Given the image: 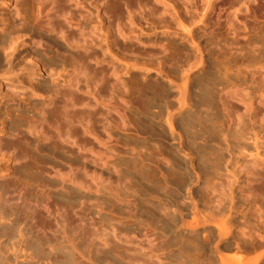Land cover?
<instances>
[{
  "label": "bare ground",
  "instance_id": "bare-ground-1",
  "mask_svg": "<svg viewBox=\"0 0 264 264\" xmlns=\"http://www.w3.org/2000/svg\"><path fill=\"white\" fill-rule=\"evenodd\" d=\"M177 1H178V3H176V0H150L151 7L153 8L154 11L156 10V15L164 16V14H165L168 18H170V20H174L175 23L177 25H179L180 28L182 29V31H180V32L179 31L178 32L177 31H170L171 26L169 24H167L166 26L164 25L165 30L163 32L162 31L161 32H162V34L165 33V35L169 34V35H166V37L170 36L172 34L180 36L181 32L182 33L184 32V34L186 36H189L193 40V42H196V41H194L196 39H194L192 36L194 31H196L198 29L200 30L201 28L202 29L206 28L209 30L211 29L210 32H212L213 36H215L214 33L216 31H220L224 27V29H223V30H225L224 35L231 38V40L229 39L230 42L233 40L234 44H235V42H237V44H238L239 43L238 40L240 38L245 39L248 36H250L249 34H253V36H254V35L258 34L256 32H259L261 30V29L257 30V28L260 25L255 26L256 29L252 28V25L255 24V22H258V19H259L258 17L260 15H262V17H264V15H263L264 14V0H177ZM111 7H112V0H1V2H0V22H1L0 23V79L6 75L13 76V74L15 73V71H14L15 67H23L20 69V72L22 74L26 73V70H27L26 67H30L29 64H31V67H35V68H39L41 70H45L48 73H51L52 75H60L61 74L60 72L62 70L67 72L66 73V79L63 82H59V83H56L53 85H49L47 83L45 84L42 82H35L34 83L35 88L32 89L31 94L28 93L29 94L28 95L27 93H25L22 96V99L26 103V106L28 109H25L26 107L23 108L22 106H19V104L15 105V106H8L7 112H6L7 117H5V118L1 117L0 118V161L3 162V165H0V264H20L19 259H20V256L22 253L24 254V257L21 256V259L25 258L24 264H33V262H34L33 261L34 250H35L34 245L36 243V237L35 238L33 236L31 237V235H33V232L36 230L40 231V232H46L47 229L52 228V225L50 224L51 221L55 222L58 225L60 230H62V231L66 230V222H68V210L66 209V207L64 205L59 204V202H56L57 200L55 201L53 199L52 192H53V190H56V189L57 190L61 189V191H65L66 190V184L68 182L71 184H75V185H81V181L78 179V177H75L74 179H67V177L65 176V173H64L65 168H69V170L74 174L75 171H79L81 169V167L78 166V164H76L75 162L70 161V160L62 162L60 164L51 163V162H48L45 160L41 161L37 158V153H41L43 151L48 152V153H52L54 150L58 149V145H59L58 143L47 144V145L41 144L42 141L46 142L49 140L48 133L45 130L46 123H48V124L50 123V125H53V127L56 129L57 139L63 145L68 146L73 151L75 150L74 154L76 155L75 159L77 161L79 160L78 158L80 157L81 149L88 147L89 144L86 143L85 140H83L79 136V130L78 129L75 130L76 121L80 117L81 112L77 111V110H75L73 112H72V110H68V108H67L68 105H63V111L61 112L59 109V106H58V103H59L58 101L60 100V98H61L60 96H62V95H65L67 97H71L74 99V97H76V95L78 93H80L82 91H86V93L89 95L91 100L90 101L85 100L84 102L88 103L89 110L91 112H93L94 110L97 109V101H99L100 97H101L100 91L96 87H93L92 85H86L85 90H83L82 86H81V82H80L76 72H77L79 67H99V63L97 61L98 58L91 51V46H94V44H95V37H96L95 25H94V27L87 29L85 26H83V22H86L87 20L93 21L95 18H97V20L99 18H104V20L110 19L111 15H112L111 14ZM92 8L94 10L96 9V11L93 12ZM193 8L196 9V12H194V10H192ZM126 10H127V14H128V19H130L131 18L130 15H131L133 9L127 4ZM148 15H149V17H151V15L153 16L151 10L149 11ZM262 17H260V18L262 19ZM147 19H149V18H147ZM259 21H260V19H259ZM262 21H264V20L262 19ZM129 24L131 25V22ZM171 24H172V22H171ZM259 24H261V23H259ZM256 25H258V24H256ZM263 26H264V24H263ZM251 28H252V30H251ZM260 28H261V26H260ZM159 30H161V29H159ZM131 31H130V33H127V32L121 33L122 32L121 31L120 32L121 34H119V35L124 40H129L130 42H136L140 46H143V47L149 46L151 48H157L159 50V53L161 52L163 55V57L160 56V58H159L160 59L159 63H160L161 67L163 65H166L167 63H170V62H168L169 56L170 57L175 56L174 54L176 53L175 50L177 48L176 47V48H174L175 50H173V46H176L175 42H174V45L172 44L171 40H170V42L168 40L166 42L165 39L164 40L163 39H156L153 42H148V41L143 42L140 40L138 34H135L136 31L132 34H131ZM220 32L222 33V31H220ZM262 33H263L262 38H260V39L264 40V32H262ZM184 34H183V37H184ZM251 37L252 36H250V39H251ZM52 38H54L55 40ZM211 38H210V41H211ZM257 39H255V40H257ZM214 40H215V38H214ZM217 40H218V38L216 39V41ZM220 40H221V38H220ZM59 41L64 43L66 47L65 46L61 47L60 44L58 43ZM225 41L226 40H224V42ZM248 41H249V39H248ZM197 42H196V44H197ZM241 43H240V45H241ZM245 43H246V41H245ZM261 43H263V41H261ZM207 44H206V46H207ZM225 44H224V46H225ZM248 44H249V42H248ZM200 45L197 47L200 48L201 47ZM231 46H233V43H232V45H228L226 47V49L228 50V52L229 51L233 52L235 50L236 55H237V53L241 54V51H243V49H244L243 46L239 47V48H235V47L233 48ZM251 46L253 47L254 45L252 44V45H250V47ZM260 47H259V49H260ZM206 48H204V50ZM179 49L180 48L178 47L177 50H179ZM195 49L198 51L197 48H195ZM202 50H203V48H202ZM206 50H205V52H206ZM218 50H220V48ZM221 51H224V49H222ZM255 51H257V50L255 49ZM198 52H199L198 53V55H199L200 51H198ZM225 52H224V54H225ZM179 53H181V52L179 51ZM185 53H186V51H185ZM18 54H19V56H18ZM234 54L232 53L231 55L233 56ZM252 54H254V53H252ZM252 54L246 53V55L248 57H249V55L251 56ZM259 54H260L259 55L260 59L257 60V65L259 67H256V65L254 67H250L252 69H250L248 76L246 75L250 82H248V83L245 82L246 85L244 84V82H243V84H241L239 82L243 78V73L240 72V70H238V71L235 70V72H233V71L231 72V70H229L231 67L227 66V64H225V65L228 67L227 68L228 70L226 69L227 71H223V73L225 72V74H222L219 76L220 72L216 71V72H219V74L214 73L213 72L214 69H212L213 71L211 73H210L211 70L209 71L210 74H207V75L205 74V76L203 75V77H201V79H199L198 84H197V87H198L199 93H200V99H199V104H198V110H196L197 112H195V110L193 111V112H195V114H192V113L188 114L186 111V107L192 106V105H190L191 102L189 101V97L192 96V95L189 96V93H190L189 90H193V89H190V85H191L190 83L192 81L189 83L188 79L185 81L181 80L183 82H179L182 84H179L180 89L178 88L181 91V94H179V95H181V97L179 96L180 100H179V98H177L180 101V103H178L179 107L177 109L180 108V110L182 109L181 112L186 111L187 114H185L184 117H182V119H179V121H177L178 119L176 120V118H175L176 112L174 113L173 110H171L172 112L169 113V116H166L168 118V123H169L170 127L173 129V128H175V126H177L181 130H183L185 133H187V136L191 135V133L194 131V129L196 130L198 126L200 127V129L198 131H194V132H200V130H203V129L206 130V128H208V126H209V123H211L210 125H213L214 124L213 121H215L212 119L213 116L210 115L211 114L210 112L213 109L216 110L217 106H220V108L222 107L221 111L225 112V110H226L225 113L227 116V121H226L227 129L224 127L226 129L225 132L228 131V133H227L228 138L232 139L234 142H241L242 138H244L246 136L245 135V130H246L245 128L247 127V124L245 122L246 120H244L242 118V113H247V117H248L247 120H248L250 126H252V125L255 126V124L260 123L261 127L264 128V123H262V122H264L263 121L264 112L260 113V111H259V109L261 107H264V43H263V48L260 49V51H259ZM150 55H152V54L150 53ZM193 55H195V54H193ZM203 55H204V52H203ZM227 55L228 54L225 55L226 59H224V60H227V57H230ZM201 56L202 55L198 56L200 58V60H201ZM245 57L243 55V59H245ZM179 58H180V56H179ZM181 58H182V56H181ZM183 58H182V60H183ZM199 58L197 60H199ZM238 58H240V57H238ZM256 58L258 59L257 56H256ZM248 59L246 58V60H248ZM184 60H185V58H184ZM228 60H230V59H228ZM235 60L239 61V59H235ZM241 60L239 61L240 63H242L244 61V60H242V61ZM250 60H252V59H250ZM199 61H196L194 64H196V63L200 64ZM203 61H205V60H203ZM22 62H25L24 66H22ZM235 62H233L234 64L231 63L232 65L230 64V66H232V69H233V67H235V66H233V65H235ZM244 62L247 63V61H244ZM222 63H223V61H222ZM252 63L254 64V62H252ZM180 64H181V62H180ZM190 64H191V66L194 65V64L192 65V62H190ZM190 64H187V66ZM220 64L218 62L217 66ZM245 65H248V63ZM169 66H171V64ZM220 66H222V64ZM69 67H72V69L68 70ZM158 67H156V69ZM182 67L184 68V66H182ZM190 67H188V68H190ZM197 67H198V65H197ZM199 67H200V65H199ZM203 67L205 68V66H203ZM215 67L216 66H214V68ZM244 67H246V66H244ZM159 68L157 70L162 69V68H160V69ZM204 68H202V69H204ZM222 68H223V66H222ZM222 68L220 71H222ZM238 68H240V67H238ZM191 69L192 68H190V70ZM223 69L225 70V66ZM246 69L248 70V67ZM129 70H127V71L129 72ZM128 72H127V75H128ZM157 72L158 71H156V73ZM160 73L163 74L162 72H160ZM198 73H200L199 70H198ZM184 74H186V73H184ZM18 75H16V77L20 78V77H18ZM146 76H147V74H146ZM190 76H192L191 72H189L186 77L189 78ZM246 76L244 73L245 78H246ZM112 77H113L114 81L116 82V85L118 86L120 93L123 92V93L127 94V92H132V90L134 89L133 88L130 91V89H131L130 85L131 84H129L130 83L129 81H131V80L125 81L126 79L124 80L121 76H119L118 74H115V73L112 74ZM146 78L144 79L145 82L142 79V82H144V83L141 84V86L138 88V90L134 89L135 91L138 92V96H137V93L134 91V93H136L137 97L135 96L136 98L133 99L134 104H132V105H135V109L138 111L137 113L140 114L139 116H141V115L144 116V118L141 117L142 122L147 124L148 126H151L152 129H154V131H157L156 136L161 137V139L157 140L159 142V144H157L159 147H154L153 145L151 146V142H150V146H148V145L145 146L146 151L142 154V156L140 155V157H135V158H133L132 161L130 160V162L125 161V163L123 165L122 164L121 165L125 166V173L124 174L127 175V179H128V176L132 178L131 171L129 170L131 163L134 166H139V167L141 166L140 168H142L143 171L141 170L142 172H141L140 177H142L141 182L144 184L143 186H144L146 193L147 194H156V195H158L159 199H160L161 195L162 196L166 195L169 198L175 197L176 202L178 203V208H177L175 214H171L170 212L166 213V215H168L169 217L166 219V222L162 221L163 222L162 226H161V228L159 227L161 229L159 231V234H160V236H159L160 238L158 237L159 240L155 239L153 237L154 235L151 234V231H148V230H151L150 229L151 227L149 228V226H147L148 229L146 228L147 231H145L144 234L142 233L143 236H138V237H143L145 239V243L147 244V248L151 251V253L153 255L152 258H154L155 261H158L159 264L162 262L161 261L162 259H163V261H164V259L166 260L168 258L171 260L174 257V256H172V254H169V255L166 254L170 250L169 251L166 250L167 252L165 253L164 248L165 249L167 248V247H165L167 244L169 245V246L167 245L169 247L168 249H171L172 246L178 247L179 253H177L175 255V257L181 261L180 264H203L202 261L204 260V257H206L209 260V262L213 264L215 261L213 252L215 255L217 254L220 256V258H221L220 260H221V262H223L222 264H258L260 259H250V257L248 258L246 255L250 254L251 252H255L260 247L264 246V242H262L263 241L262 239H264V236H262L261 234H259V233L254 234V232H251L248 228L249 232L247 230V232L244 234H241L242 232L240 233L241 234L240 239L243 243L241 244V243L236 241L237 245L234 247L233 244L229 243L230 241L228 242L226 239L227 235H229L228 234L229 229L232 228L231 227L232 225L230 226V228L229 227L227 228V223L229 222V220L220 218V216H218V215L215 216V214H214V216L211 214L207 215L204 212V210H199V208H201V207L199 206V204L197 202H194V204L192 203L194 205L193 209L195 210V211L193 210L195 212V214L193 212V214H194L193 218H191V219L186 218L184 212L188 210L189 206L186 203L187 201L185 202V200L182 199V195H183L182 191L189 184L193 183V181H194L193 175L189 170L191 163H189V160L183 159L181 157L182 155L180 156L179 150L176 147L175 148L173 146L169 147L167 144H164L165 142L164 143L160 142V141H163V138H165V140H167L170 137L167 134L168 131L166 133V131L164 130L165 127L163 128L162 124L157 122V120L160 121V118H165V117H163V115L165 114L164 113L165 111H164V108L162 106V103H160V101L163 102L164 100H166L167 101V103H166L167 107L168 108L171 107V109H174L176 107L177 103L175 104V107L172 108L174 106L175 102L174 103L170 102V101H168L169 99H167L171 95L172 91L169 88V86L166 85V83L164 84V83H162V81H159L158 80L159 78L157 80H151L150 78L147 80ZM180 78H182V76ZM182 79H184V78H182ZM133 80L137 81L135 79H133ZM193 80H194V78H193ZM140 83H141V81H140ZM175 84H177V82ZM221 85H224V88L220 89V87H222ZM177 86H178V84H177ZM133 87H135V86H133ZM179 90H177V91H179ZM0 96H1V81H0ZM33 96L40 97L42 99V101L37 102V103L33 102V100H32ZM130 96H132V94ZM217 96L219 97L218 100L222 101V104H221V101L217 100ZM238 97H240V98L244 97L245 98V99L243 98L241 101V105H242V109H243L242 112L239 110H236V107L234 109L230 104V102L234 99H237V101H239ZM173 99H175V98H173ZM0 100H1V98H0ZM121 101H122L123 108H124V112H123L124 119L126 116H127L126 118H129L127 112H128V110H131V109H129V106L131 105L130 102L132 100L130 101V99H128V100H121ZM217 101L220 102L221 105H218ZM82 103H83V101H82ZM237 104L238 103H236V105ZM232 105H234V104L232 103ZM78 106L79 105H75L74 107L77 108ZM154 107L155 108L157 107V109H155ZM200 107L205 108L204 109L205 115L202 112H200ZM223 108H224V110H223ZM133 110H134V108H133ZM191 110H192V108H191ZM168 111H167V113H168ZM137 113H134L135 116ZM62 114H63V119H60L61 117H59V116ZM219 116H221V114ZM130 118L134 119L135 117H133V115H132ZM124 119L121 120L122 121V126H121L122 129H123V126H124V128H126V126L128 125L125 122V120H127V119H125V120ZM225 119H226V117H225ZM61 120L63 122H61ZM136 120H139V118L137 117ZM221 120H223V119H221ZM127 121H129V120H127ZM217 121H218V119H217ZM133 122H134L133 124L137 125L136 121H133ZM216 123L217 122H215V124ZM218 123L221 124L220 127L222 130L223 124L221 122H218ZM133 124L129 123V125H132V126L126 130H131L130 128L134 127ZM164 124H165V122H164ZM156 126H157V129H156ZM216 126L218 127V125H216ZM23 127L26 128V130H28L31 135L37 136V139H35L34 141H31L29 139V137L26 134H24V132L20 131L21 128H23ZM212 128H214L216 130V128L214 126ZM243 128H244V130H243ZM86 130L92 139L97 141L99 138H101L97 133V130L95 128V125L93 124V121L88 123V128H86ZM126 130L123 129V131H125V132H126ZM135 130H136V128H135ZM135 130H132L133 133H131V135H128V136L132 137V134L136 136L137 133H134ZM166 130H167V128H166ZM218 130H220V128ZM146 131H147V129H146ZM170 131H171V129H170ZM253 131H255V129H253ZM127 132L129 133V131H127ZM135 132H137V131H135ZM172 132H174V130L171 131V133ZM179 133H180V137L182 138L183 134L181 135V131ZM255 133H256V131H255ZM216 134H218V132ZM258 134L259 133L255 134L256 138L254 139V144H253L255 147V151H254L255 153L251 152L249 154H245L244 156L242 155L243 156L242 159H237V156H238L237 155L238 152H237L236 153L237 156H235L234 153H231V156H233V157L226 160L224 154L220 153L219 149H217L215 147H209V146L198 147L196 149L197 152H193V150H194L193 147L192 148L187 147V148H188V152H189V150H191L194 154H196L200 158L201 164L204 166L203 171L205 173L207 172L209 175L211 173V174H214L217 176V174H215V173H220L217 171L220 167H222V164L224 161H228L231 166L236 167L235 169H238L239 172H243L245 174V180H243V181H239L236 177H234L232 179L231 176H227L225 178L222 177L221 179H222L223 184H219V183L213 182V180L215 181V179H213L212 182L214 184H213L212 188L210 190L208 188L205 189L204 193L201 192V194L204 195L205 198L208 195V197H207L208 200H207V202L205 201L204 205L207 208L208 207L213 208V205L215 203H217V206L221 204V207H222L223 201L226 199H229L230 200V202H229L230 208H228V209L232 210L235 207V202L233 201V199H234L233 192L235 190V191H237L236 193L239 194V200H240V206L236 210L241 211V213L245 212L247 215L254 218V220L264 230V140H263V144H261L262 139L258 136ZM172 135L174 136L175 133ZM204 136L205 135H203V137ZM176 137H177V135H176ZM135 138H137V136ZM147 138H149V137H147ZM183 138H184V136H183ZM182 139H181V141H183ZM201 139H202V137H201ZM113 140H115V138ZM113 140H112V143H113ZM150 140L151 139H148L147 143H149ZM151 141H153V140H151ZM170 141H173V139ZM115 142H117V141H115ZM186 142H187V140H186ZM192 143H193V141H192ZM115 144H117V143H115ZM130 144H129V146H130ZM134 145H136V144H134ZM139 145L141 146V144H139ZM112 146L114 147L113 144H112ZM116 147L118 148V145ZM142 147H144V146L142 145ZM229 147H228V149H229ZM124 148L127 149L126 146ZM134 148H133V150H134ZM194 148H195V146H194ZM232 148H234V147L232 146ZM262 149H263V153L261 152ZM120 153H124V152L120 151ZM138 153H139V151L136 154H138ZM140 153H142V151ZM189 154L193 155L192 153H189ZM241 154H243V153H241ZM116 155H118V154H116ZM119 155H121V154H119ZM124 155H125V153H124ZM127 155H129V154H127ZM239 156H241V155L239 154ZM130 157H132V156H130ZM185 157H187V156H185ZM63 158L66 160V157H63ZM112 158H113V156H112ZM128 159H129V157H128ZM187 159H188V157H187ZM189 159H192V158H189ZM125 160H127V159L125 158ZM112 161H114V160H112ZM112 164H114V163H112ZM121 165H120V167H121ZM165 165L168 166L166 169H164L162 167ZM134 166H133V168H134ZM139 167L136 169H139ZM194 168H195V166H194ZM116 169H118V168L116 167ZM116 169L113 168V170L115 172L116 171L118 172V170H116ZM131 170H132V168H131ZM200 174H199V176H200ZM122 175H123V173H122ZM29 177L30 178L33 177L35 179L34 184H31L29 182V180H27ZM209 177H211V176H209ZM133 178H134V176H133ZM199 178H201V177H199ZM212 178H214V176H212ZM48 179H55V180H57V183H52ZM210 179H208L207 182L210 181ZM7 180L11 181L10 185L6 184ZM218 181H221V180H218ZM210 183H211V181H210ZM32 185L34 187H32ZM207 185H208V183H207ZM209 185H211V184H209ZM208 186H206V187H208ZM219 186H221V190H223V193H221L220 195H218L219 193L217 192V188ZM113 192H114V190H113ZM206 192H207V195H205ZM34 195H36L39 198H42V200L41 201L32 200L31 198ZM117 195H118V193H117ZM114 196H116V195H114ZM124 197L127 198L126 196H124ZM131 197H132V195H131ZM201 197H203V196H201ZM153 198H154V196H153ZM218 198H221V201H218ZM118 199H119V197H118ZM118 199L115 201H118ZM126 200L128 201V199H126ZM129 204L130 205L128 207H129V211L131 213L133 206L131 205V202H129ZM127 205L125 204V206H127ZM133 208H135V207H133ZM125 209H127V208H125ZM217 209L219 211V208H217ZM157 210H159L160 212H164L167 209L165 207L159 206V204H158ZM169 210H170V208H169ZM198 210H199V212H198ZM222 210H224V209H222ZM151 214H153V213H151ZM14 215L16 216L15 219H13ZM229 216H230V214H229ZM129 217H131V216H129ZM81 218H83V217H81ZM87 220L90 221L91 218L87 219ZM230 220H231V217H230ZM46 221H49V225H48V223L46 224ZM240 221H242V220H240ZM94 222H95V220H94ZM94 222H92V223H94ZM209 222L214 223L216 228L218 229V232L216 233V235H218L217 236L218 240L216 239L217 242H216V246H214V247H213V245H211L212 239L210 238L211 236H209V234L204 236L205 240L203 239V241L199 238V236L197 234L199 231V230L197 231V229L201 228L200 227L201 225H206ZM229 223L231 224L232 222H229ZM94 224H92V226H94ZM246 225L247 224L243 223L242 230L247 229ZM87 226H86V228H87ZM183 226L188 228L190 230V233H188V235L186 234V235H182V236L178 237L173 242H170L167 240L168 243L165 242L167 244H165V246L163 248V245H161V244L164 241L163 239H166V237L164 238V235L167 236L166 233L168 231H171L174 228H177V227L179 228V227H183ZM93 229H94V227H93ZM233 229L235 230V228H233ZM85 230H87V229H85ZM91 230L92 229H90V231ZM155 230H157V229H155ZM50 231H51V229H50ZM50 231H48L49 234H50ZM154 231L152 230V232H154ZM240 231L241 230L237 231V233ZM231 232H232V230H231ZM231 232H230V236L232 235V233L234 231L232 233ZM63 233L65 234V231H63ZM66 233H68V232H66ZM44 234H46V233H44ZM86 234H88V233H86ZM159 234H157V235H159ZM237 235H239V234H237ZM162 236H163V238L161 239ZM76 237H77L76 235L74 237H71V236L68 237L67 234L64 235V239L67 241H69V240L75 241V239L79 238V237H77V238ZM239 237H240V235H239ZM236 238H238V237H236ZM77 240H76V242H77ZM161 240H163V241L161 243L160 242L158 243V241H161ZM251 240L256 241L257 243L252 242L253 244H250L249 241H251ZM136 242H138V241H136ZM129 244H131V243H129ZM137 244H135V246ZM145 247L146 246H144V248ZM132 248H135V247H132ZM138 249L140 250L141 248H138ZM148 249H145V250H148ZM41 250H42V248H41ZM43 250H44V247H43ZM142 251H144V250H142ZM150 251L148 253H150ZM171 251L173 252V250H171ZM10 252L13 253V256H14L13 258L8 255ZM20 252H22V253H20ZM147 256H148L147 258L149 259L150 258L149 255H147ZM130 258L133 259V257H130ZM134 258H136V257H134ZM151 259H149V260H151ZM152 261H153V259H152ZM162 263H164V262H162ZM166 264H168V263H166Z\"/></svg>",
  "mask_w": 264,
  "mask_h": 264
},
{
  "label": "rangeland",
  "instance_id": "rangeland-1",
  "mask_svg": "<svg viewBox=\"0 0 264 264\" xmlns=\"http://www.w3.org/2000/svg\"><path fill=\"white\" fill-rule=\"evenodd\" d=\"M0 2H1V0H0ZM176 3H178L177 0H176ZM127 4L133 9L132 13L130 15V17H131L130 19H128V14H127V10H126ZM150 10L152 11V14H153V16L151 15V17H149V15H148ZM192 10H194V12H196L195 8H193ZM92 11L94 12V11H96V9L94 10L92 8ZM111 14H112L111 18L108 20H106V19L104 20V18H99L97 20V18H95L96 19V20L94 19L95 21L94 20L93 21L87 20L86 22H83V26H85L87 29L94 27V25H95V31H96L95 32L96 33L95 44H94V46H91V51L98 58L97 61L99 63V67H79L76 74H77V76L81 82V86H82L83 90H85L86 85H92L93 87H96L100 91L101 97H100V100L97 101V109L94 110L93 112H91L89 110L88 103L84 102L85 100L86 101L91 100L89 95L86 93V91H82V92L78 93L76 95V97H74V99L71 97H67L65 95H62V96H60L61 98L58 101L59 102L58 106H59V109L61 112L63 111V105H68V107H67L68 110H72V112L75 110L81 112L80 117L76 121L75 130L76 129L79 130V136L83 140H85L86 143L89 144L88 147L81 149L80 157L78 158L79 160L77 161L75 159L76 155L74 154L75 150L73 151L68 146L63 145L57 139L56 129L53 127V125H50V123L49 124L46 123L45 130L48 133L49 140L46 142L41 140L42 141L41 144L47 145V144L58 143L59 144L58 149L54 150L52 153H48L45 151H43L41 153H37V158L41 161L45 160V161H48L51 163L60 164L62 162L70 160V161L75 162L76 164H78V166L81 167V169L79 171H75L74 174L69 170V168L64 169V173H65V176L67 177V179H74L75 177H78V179L81 181V185H75V184H71L68 182L66 184V190L65 191H61V189H58V190L56 189V190H53V192H52L53 199L55 201L57 200L56 202H59V204L64 205L66 207V209L68 210V222H66V230H63V231H65V234H67L68 237L69 236L74 237L76 235L77 237H79V238L76 237L79 241L77 239H75V241L74 240H72V241L65 240L64 239L65 234L63 233V231L59 229L58 225L55 222L51 221L50 222V224L52 225V228H50L51 231H50V229H47L46 232H40V231L36 230L33 232V235H31V237L32 236L34 238L36 237V243L34 245L35 250H34V259H33L34 262H33V264H159L158 261H155L154 258H152L153 255H152L151 251L147 248V244L145 243V239L143 237H138V236H143L142 233L144 234L145 231H147V229H148L147 226H149V228L151 227L150 228L151 230H148V231H151V234L154 235L153 237L155 239L159 240V238H160L159 237L160 236L159 231L161 230L160 228H161L162 223H163L162 221L166 222V219L169 217L168 215H166V213L170 212L171 214H175L176 210L178 208V203L176 202L175 197L169 198L166 195H163V196L161 195L160 199H159L158 195H156V194H147L145 189H144V186H143L144 184L141 182L142 177H140V176H141V172L143 171V169L140 168L141 166L140 167L134 166L131 163L129 170L131 171L132 178L128 176V179H127V175L124 174L125 173V166H122L125 163V161L130 162V160L132 161L133 158L140 157V155L142 156V154L146 151L145 146L146 145L150 146V142H151V146L153 145L154 147H159L157 145V144H159V142L157 140L161 139V137L156 136L157 131H154V129H152L151 126H148L147 124L142 122L141 119L144 118V116L143 115L139 116L140 114L137 113L138 111L135 109V105H132V104H134L133 99H135L138 96V92L135 90H138V88L141 86V84H143L145 82L144 79L146 77H147L146 78L147 80L149 78L151 80H157L159 78L158 79L159 81H162V83H164V84L166 83V85L169 86V88L172 91V93L170 95L172 98L169 96L167 99H169L168 101H170V102H173V103L175 102L174 106L172 108H174L175 104L177 103L176 107H175L176 109L175 108L171 109V107H169V108L167 107V104H166L167 101L166 100H164L163 102L160 101V103H162V106H163L164 111H165L164 112L165 116L163 115V117H165V118H160L161 122L158 120H157V122L162 124L163 128L165 127L164 130L166 131V133L168 131L167 134L170 137L167 140H165V138H163V141H160V142H162V143L165 142L164 144H167L169 147L170 146H173L174 148L176 147L179 150L180 156L182 155L181 157L183 159L189 160V163H191L189 170L193 175L194 181H193V183L189 184L182 191V194H183L182 199L185 200V202L187 201L186 203L189 206L188 210L184 212L186 218H188V219L193 218V216L195 214V212H194L195 210L193 209L194 208L193 204H194V202H197L199 204V206L201 207V208H199V210H204V212L207 215L211 214L214 216V214H215V216L218 215V216H220V218L227 219V220H229V222H232L231 224L229 222L227 223V228L228 227L230 228L231 225H232L231 226L232 228L229 229V233H228L229 235H227L226 239L228 242L230 241L229 243L233 244L234 247L237 245V242H239L241 244L243 243L240 239L241 234L246 233L248 228L251 232H254V234L259 233L262 236H264V230L254 220V218L247 215L245 212L241 213V211L236 210L240 206L239 194L236 193L237 191L234 190V192H233V194H234L233 201L235 202V207L232 210L228 209V208H230L229 207L230 206L229 205V202H230L229 199H226L223 201L222 207H221V204L217 206V203L214 204L215 206L213 205V208L212 207L207 208L204 205L205 201L207 202V200H208V198H207L208 195L206 192L205 195H207V197L205 198V196L202 195L201 192L204 193L205 189H207V188L210 190L214 184L213 182L223 184L221 178L222 177L225 178L227 176H231L232 179L234 177H236L239 181H243V180H245V174L243 172H239L238 169H235L236 167L231 166L228 161H224L222 164V167H220L217 171L220 173H215V174H217V176L214 174H211V173L209 175L207 172L205 173L203 171L204 166L201 164L200 158L196 154L193 153V152H197L196 149L198 147L209 146V147H215V148L219 149V152L224 154L226 160L233 157V156H231V153H234L235 156L238 155L237 159H242V157L245 154H249V153L255 151V147L253 144H254V139L256 138V136H255L256 133H259L258 136L262 139L261 144H263L264 128L261 127L260 123L255 124V126H253V125L250 126L249 122L247 120L248 119L247 113H242V118L244 120H246L245 122L247 124V127L245 128L246 129L245 130L246 136L244 138H242L243 142L242 141L241 142H234L232 139L228 138V135H227L228 131L225 132V130L227 129V125H226L227 116L225 113L226 110H225V112L221 111L222 107L220 108V106H217L216 110L213 109L214 111L212 110L210 112L211 114L209 113L211 116H213L212 119L215 120V121H213L214 124H215V122H217L215 125L214 124L210 125L211 123H209V126H208V128H206V130L203 129V130H200V132H194V131H198L200 129V127L198 126L197 129L196 130L194 129V131L192 132L193 134L191 133V135H189V136H187V133H185L183 130H181L177 126H175V128L177 127L176 129L175 128L172 129L168 123V118L166 117V116H169V113L172 112L171 110H173L174 113L176 112L175 118H176V120L178 119L177 121H179V119H182V117H184V115L187 113L188 114H190V113L195 114V112H197L196 110H198V104H199V99H200V93H199V89L197 87L198 81H199V79H201V77H203V75L205 76V74L206 75L210 74L213 71L212 69H214V71H213L214 73L219 74V72H220V74H219V76H220L222 74H225V72L223 73V71H227L228 70L227 66H229V67H231L229 69V70H231V72L232 71L235 72V70L236 71L240 70V72L243 73V78L241 81H239L241 84H243V82H244V84H245V82L246 83L250 82L248 77H247L249 72H250V69H252L250 67H254L255 65H256V67H259L257 65V60L260 59L259 51H260V49L263 48V43H264V40L260 39V38H262V34H263L262 32H264V30H263L264 29V26H263L264 21H262V19L264 20V17H262V15H260L258 17L260 19V21L258 19V22H255V24L252 25V28H255V26L260 25L261 28H260V26L257 28V30L261 29L259 31L260 33L256 32L258 34L255 33L256 35H254V36H253V34H249L250 36H252L251 39H250V36H248L245 39L240 38L238 40V42H239L238 44H237V42H235L236 45L234 44L233 40L231 41L233 43V46H231V47H233V48L234 47L239 48L242 46L244 47L243 51H241V54L237 53V55H236L235 50L233 52L229 51L230 52L229 53L228 50L226 49V47L228 45H232V43L230 42L231 38L224 35V33H225V30H223L224 27H223V29L220 30V31H222L223 34L220 31H216L214 33L215 36H213V33L210 32L211 29L209 30L206 28H203V29L201 28L200 30L198 29V30L194 31L192 36L194 39H196L194 41H196V42L198 41L197 44L200 42L198 45L196 44V42H193V40L189 36H186L184 34V32L183 33L181 32L180 36L172 34L170 36H167L168 37L167 38L166 35H169V34H166V35H165V33L162 34V32L165 30L164 28L167 24H169L171 26L170 31H177V32L179 31L180 32V31H182V29L180 28L179 25H177L175 23L174 20H170V18H168L165 14H164V16L156 15V10L154 11L153 8L151 7L150 0H112ZM260 17H262V19ZM147 18H149L151 21ZM130 22H131V25L129 24ZM171 22H172V24H171ZM259 23H261V24H259ZM256 24H258V25H256ZM252 28H251V30H252ZM159 29H161V30H159ZM130 31H131V34L136 31L135 34H138L140 40L143 42H147V41L153 42L156 39H163V40L165 39L166 42H167V40L169 42L171 40L173 45L175 42L176 46H173V50H175L174 48L177 47L175 50L176 53L175 54L173 53L175 56H172V57L169 56L168 62H170V63H167L166 65H163L164 67L163 66L161 67L160 63H159V60H160L159 58H160V56L163 57V55L161 52L159 53V50L157 48H151L149 46H147V47L140 46L136 42H130L129 40H124L119 35V34L124 33V32L130 33ZM183 34H184V37H183ZM210 38H211V41H210ZM214 38H215V40H214ZM217 38H218V40L216 41ZM220 38H221V40H220ZM52 39H54V38H52ZM248 39H249V41H248ZM255 39H257V40H255ZM224 40H226V41L224 42ZM245 41H246V43H245ZM261 41H263V43H261ZM248 42H249V44H248ZM58 43L60 44L61 47L65 46V44L60 42V41ZM240 43H241V45H240ZM206 44H207V46H206ZM224 44H225V46H224ZM252 44L254 46L250 47V45H252ZM199 45L201 46L200 48L197 47ZM178 47L180 48L179 50H177ZM218 47L220 48V50H218L219 49ZM259 47H260V49H259ZM195 48H197L198 51H200L199 55H202L201 56L202 61L198 57L199 52ZM202 48H203V50H204V48H206L207 49V50L205 49L206 52H205V50L203 51ZM221 48L224 49V51H221L222 50ZM255 49L257 51H255ZM179 51L181 53H179ZM185 51L187 54L185 53ZM202 51L204 52V55H203ZM224 52H225V54H224ZM150 53L152 55H150ZM232 53L233 54L235 53V54L232 56L231 55ZM246 53H248V54L254 53V54L251 55L252 57L250 55L248 57L246 55ZM193 54H195V55H193ZM226 54H228L227 56H230V57H227V60H224V59H226L225 58ZM178 55L180 56V58ZM243 55H244V57L246 56L245 59H243ZM18 56H19V54H18ZM181 56H182V58L184 57L187 62L184 60V58L182 60ZM256 56L258 57V59L256 58ZM197 57L199 58L200 61L197 60L198 59ZM238 57H240L244 61H247L248 65H245L247 63L244 61H243L244 63L243 62L240 63L239 61L241 59ZM246 58L247 59L249 58V59L246 60ZM228 59H230V60H228ZM235 59H239V61L235 60ZM250 59H252V60H250ZM203 60H205V61H203ZM221 60L223 61V63ZM196 61H199L200 64H197V63L194 64ZM180 62H181V64H180ZM190 62H192V65L194 64L195 66L194 65L191 66ZM218 62H219V64L220 63L222 64L223 68L225 66V70L222 68V66H220L221 64L217 66ZM233 62H235V65H233L235 67H233V69H232V66H230V64L231 63L234 64ZM237 62L240 65L241 64L242 65L240 66ZM252 62H254V64ZM168 64L169 65L171 64V66H169ZM187 64H190V65L187 66ZM225 64H227V66ZM24 65H25V62H22V66H24ZM197 65H198V67H197ZM199 65H200V67H199ZM29 66L30 67H26L27 70H26V73H24V74H22L20 72V69L23 67H15V69H14L15 73L13 74V76L6 75L0 79V81H1L0 118L1 117H3V118L7 117L6 112H7L8 106H15V105L19 104V106H22L23 108L26 107L25 109H28L26 106V103L22 99V96L25 93L31 94L32 89L35 88V84H34L35 82H42L45 84L47 83L49 85H53V84H56L59 82H63L66 79V73L67 72H65L64 70H62L60 72L61 73L60 75H52L51 73H48L45 70H41L39 68L31 67V64H29ZM158 66L162 69H160ZM182 66H184V68ZM203 66H205V68ZM214 66H216V67L214 68ZM244 66H246V67H244ZM156 67H158L160 70H157L158 68L156 69ZM188 67H190L192 69L190 70V68H188ZM238 67H240V68H238ZM247 67H248V70L246 69ZM202 68H204V69H202ZM216 68L217 69L219 68V69L217 70ZM221 68H222V71H220ZM71 69H72V67L68 68V70H71ZM127 70H129V72ZM198 70L200 73H198ZM156 71H158V72L156 73ZM209 71H210V73H209ZM216 71H219V72H216ZM127 72H128V75H127ZM160 72H162L163 74H161ZM189 72L192 73V76H190L188 78L186 76ZM114 73L121 76L124 80L126 79L125 81L131 80V81H129L130 83L128 82L129 84H131L130 85V87H131L130 91L133 88L135 90L133 89L132 92H127V94L123 93V92L120 93L119 88L116 85V82L114 81V79L112 77V74H114ZM184 73H186V74H184ZM244 73H245V76L247 75L246 78L244 77ZM146 74H147V76H146ZM16 75H18V77H20V78H17ZM181 76L184 79L180 78ZM193 78L195 81L193 80ZM133 79L137 80L138 82L134 81ZM142 79L144 82H142ZM187 79H188L189 83L191 81L193 82V83L192 82L190 83L191 84L190 89H193V90H189V92H190L189 96L192 95L189 97V101L191 102L190 105H192L193 107L192 106L186 107V111H187V113H186V111L181 112L182 109L180 110V108L179 109H177V108L179 107L178 103H180L179 96L181 97V95H179V94H181V91L179 90L180 89L179 84H182V83H179V82H183L181 80L185 81ZM140 81H141V83H140ZM176 82H177L178 86H177V84H175ZM133 86H135V87H133ZM221 86L222 87H220V89L224 88V85H221ZM176 89L179 91H177ZM134 91L137 93V96H136V93H134ZM131 94H132V96H130ZM173 98H175L176 100ZM177 98H179V100ZM243 98L238 97L239 101H237V99L232 100L231 102L234 105H232V103L230 102L231 106L234 109L236 107V110H239L242 112L243 109H242L241 101ZM128 99H130V101L132 100L130 102L131 105L129 104L130 105L129 109H131L132 111L128 110L127 114H128L129 118H126L127 116L125 117V119H127L129 121L124 119V116H123L124 108H123V104L121 101V100H128ZM218 99H219V97L217 96V100ZM32 100L35 103L42 101V99L40 97H37V96H33ZM82 101H83V103H82ZM218 101H221V100H218ZM236 103H238V104L236 105ZM221 104H222V101H221ZM221 104H220V102H218V105H221ZM75 105H79V106L77 108H75L74 107ZM133 108H134V110H133ZM191 108H192V110H191ZM155 109H157V107ZM204 109H205L204 107L203 108L200 107V112H202L205 115ZM194 110H195V112H193ZM223 110H224V108H223ZM167 111H168V113H167ZM259 111H260V113L261 112L263 113L264 107H261L259 109ZM134 113H137L136 116ZM220 114H221V116H219ZM132 115L136 119L138 117L139 120H136L135 118L134 119L130 118ZM59 117H61L60 119H63V114L60 115ZM225 117H226V119H225ZM122 119H124L125 122L128 124V125L126 124L128 126V127L126 126V128H124V126H123V129H125V130L129 129V127L132 126V125H129V123L133 124L134 123L133 121H136L137 125L133 124L134 127L130 128L131 130H126V132H125L121 128V126H122L121 120ZM217 119H218V121H217ZM221 119H223L224 121ZM92 121H93V124L95 125V128L97 130L98 135L101 137L97 141L92 139L86 130V128H88V123L92 122ZM263 121H264V117H263ZM61 122H63V121L61 120ZM164 122H165V124H164ZM218 122H221L223 124L222 130L220 127L221 124ZM262 123H264V122H262ZM216 125H218V127ZM213 126L215 128L217 127L216 130L214 128H212ZM135 128H136V130H135ZM166 128H167V130H166ZM219 128H220V130H218ZM146 129L148 132L146 131ZM156 129H157V126H156ZM170 129H171V131L174 130V132L171 133ZM253 129H255L256 133H255V131H253ZM132 130L137 131V132L134 131V133H137V134L139 133L138 134L139 136L136 134L137 138H135L136 136L133 134H132V137L128 136V135H131V133H133ZM179 130L181 131V135L183 134V136H184V138L182 136L183 139L180 137V133H179L180 131ZM243 130H244V128H243ZM20 131L24 132V134H26L31 141H34L35 139H37V136L31 135L30 132L28 130H26V128H24V127L21 128ZM127 131H129V133ZM217 132H218V134H216ZM174 133H175V135L173 136L172 134H174ZM176 135L178 138L176 137ZM203 135H205V136L203 137ZM147 137H149V138H147ZM201 137H202V139H201ZM112 138L113 139L115 138V140H113ZM146 139L147 140L151 139L155 143L151 140L149 141V143H147L148 141ZM172 139H173V141H170ZM181 139L183 141L185 140L184 141L185 143L183 141H181ZM112 140H113V143H112ZM186 140L188 143L186 142ZM115 141H117V142H115ZM192 141H193V143H192ZM115 143H117V144H115ZM128 143L129 144L131 143L130 146ZM112 144L114 145V147L112 146ZM134 144H136V145H134ZM139 144H141V146ZM117 145H118V148L116 147ZM142 145L144 147H142ZM125 146L127 147V149L124 148ZM194 146H195V148H194ZM232 146L234 148H232ZM187 147H191V148L193 147V149H194L193 152L191 150H189V152H188ZM228 147H229V149H228ZM133 148L135 151L133 150ZM140 150L142 151V153H140L141 152ZM120 151L124 152L125 155H124V153H120ZM136 151L137 152L139 151V153L136 154L137 153ZM261 152L263 153V149L261 150ZM189 153H192L193 155H190ZM236 153H237V155H236ZM241 153H243V154H241ZM116 154H118V155H116ZM119 154H121V155H119ZM127 154H129V155H127ZM239 154L241 156H239ZM112 156H113V158H112ZM130 156H132V157H130ZM185 156H187L188 159ZM63 157H66V160ZM128 157H129V159H128ZM125 158L127 160H125ZM189 158H192V159H189ZM112 160H114V161L116 160L115 161L116 163ZM112 163H114V164H112ZM119 164L120 165L122 164L121 167ZM0 165H3V162L0 161ZM115 166L118 169H116ZM133 166H134V168H133ZM194 166H195V168H194ZM112 167L115 168L116 170H118V172L117 171L115 172ZM138 167H139V169H136ZM162 167L164 169H166L168 166L165 165ZM131 168H132V170H131ZM122 173H123V175H122ZM199 174H200V176H199ZM133 176H134V178H133ZM209 176H211V177H209ZM212 176H214V178H212ZM199 177H201V178H199ZM208 179H210L211 183H210V181L207 182ZM213 179H215V181ZM27 180H29V182L31 184L35 183V179L33 177H31V178L29 177ZM48 180L52 183H57V180H55V179H48ZM212 180H213V182H212ZM218 180H221V181H218ZM207 183H208V185L209 184H211V185L208 186ZM6 184L10 185L11 181L7 180ZM206 186H208V187H206ZM221 186H219L217 188V192L219 193L218 195L223 193V190H221ZM32 187H34V186L32 185ZM113 190L115 193L113 192ZM117 193H118V195H117ZM114 195H116L117 197ZM131 195H132V197H131ZM152 195L154 196V198ZM124 196H126L127 198H125ZM201 196H203V197H201ZM118 197H119V199H118ZM31 199L34 201L35 200L36 201L42 200V198H39L36 195L32 196ZM117 199H118V201H115ZM126 199H128V201ZM218 201H221V198H218ZM129 202H131V205L133 207H135V208L132 207L131 213H130L129 207H128L130 205ZM125 204L126 205L128 204V205L125 206ZM158 204L161 207H165L167 209L166 210L167 212L166 211L160 212L159 210H157ZM216 207L219 208V211ZM125 208H127V209H125ZM169 208H170V210H169ZM222 209H224V210H222ZM199 210H198V212H199ZM193 212H194V214H193ZM151 213H153V214H151ZM229 214H230V216H229ZM129 216H131V217H129ZM81 217H83V218H81ZM230 217H231V220H230ZM15 218H16V216L14 215L13 219H15ZM90 218H91L90 221L87 220ZM92 218L95 220V222ZM240 220H242V221H240ZM91 221L94 222L95 224L92 223ZM47 223L49 225V221H46V224ZM91 223L94 224V226H92ZM243 223L247 224L246 225L247 229L242 230ZM84 224L86 226L88 225L87 228ZM93 227H94V229H93ZM200 227L201 228L197 229V231L199 230L197 233L199 238L203 241V239L205 240L204 236L209 234V236H211L210 238L212 239L211 245H213V247L216 246V242L218 240L217 239L218 235H216V233L218 232V229L216 228L215 224L212 222H209L206 225H201ZM154 228L157 229L158 231L155 230ZM233 228H235V230ZM85 229H87V230H85ZM90 229H92V230L90 231ZM238 229L241 231L237 233V231H239ZM152 230L153 231L155 230V231L152 232ZM231 230H232V232L233 231L234 232L232 233ZM249 230H248V232H249ZM48 231H50V234ZM66 232H68L69 234ZM230 232L232 233L231 236H230ZM44 233H46V234H44ZM86 233H88L89 235ZM188 233H190V230L188 228H186L184 226L179 227V228L177 227V228L172 229L171 231H168L166 233L167 236L164 235V238L166 237V239H163L164 241L163 240L158 241V243L159 242L161 243L163 241L164 243L162 242L161 245H163V248H164L165 244L168 243L167 240L170 242H173L178 237H180L182 235H186V234L188 235ZM157 234H159V235H157ZM237 234H239L240 237ZM236 237H238V238H236ZM162 238H163V236L161 237V239ZM76 240H77V242H76ZM262 240H263L262 242H264V239H262ZM136 241H138V242H136ZM165 242H167V243H165ZM252 242L257 243L256 241H252V240L249 241L250 244H253ZM129 243H131V244H129ZM134 243L135 244L138 243L139 245L137 244L135 246ZM167 245L165 246L167 248L166 249L164 248L165 253L169 250L170 251L173 250V252L169 251L166 254H168V255L172 254V256H174V257L171 260L169 258L166 259L167 261L165 259L163 261V259H162L161 261L164 263L161 262L160 264H166V263H168V264H180L181 261L175 257V255L177 253H179L178 247L172 246V248L170 247L171 249H168L169 245L168 246ZM144 246H146V247L144 248ZM43 247H44L45 251L43 250ZM132 247H135V248H132ZM41 248H42V250H41ZM138 248H141V249L139 250ZM145 249H148V250H145ZM142 250H144V251H142ZM149 251H150V253H148ZM20 253H22V252H20ZM146 254L149 255V257H150L149 259L152 258L153 261H152V259L149 260L147 258L148 256ZM8 255L12 258L14 257L13 253H11V252ZM213 255H214V260H215L213 264H222L223 263V262H221V260H220L221 258L219 255H217V254L215 255L214 252H213ZM21 256L24 257V254L22 253ZM21 256L19 259L20 264H24L25 258L21 259ZM246 256L248 258L250 257V259H260L258 264H264V246L260 247L255 252H251L250 254H248ZM130 257H133V259ZM134 257H136V258H134ZM202 263L203 264H212L209 262V260L206 257H204V260L202 261Z\"/></svg>",
  "mask_w": 264,
  "mask_h": 264
}]
</instances>
